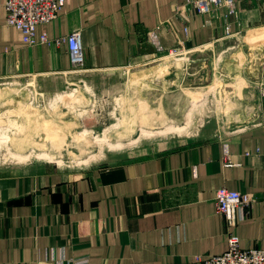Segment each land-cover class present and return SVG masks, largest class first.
<instances>
[{
	"label": "crops",
	"instance_id": "obj_1",
	"mask_svg": "<svg viewBox=\"0 0 264 264\" xmlns=\"http://www.w3.org/2000/svg\"><path fill=\"white\" fill-rule=\"evenodd\" d=\"M5 2L1 77L70 72L67 46L57 40L77 30L86 73L139 64L158 49L207 47L238 30L223 11L192 15L186 0H69L58 20L38 28L37 41L47 33L51 42L30 47L21 31L6 26ZM241 9L244 24L262 19L255 8ZM145 133L135 144L159 140ZM221 188L252 200L232 229L217 213ZM231 232L242 249L264 250L263 125L228 141L197 139L151 155L139 152L76 176L0 174V264H199L226 252Z\"/></svg>",
	"mask_w": 264,
	"mask_h": 264
},
{
	"label": "rangeland",
	"instance_id": "obj_2",
	"mask_svg": "<svg viewBox=\"0 0 264 264\" xmlns=\"http://www.w3.org/2000/svg\"><path fill=\"white\" fill-rule=\"evenodd\" d=\"M245 6L262 19L244 24ZM238 11L237 32L207 47L158 49L145 62L113 71L0 76V174L76 176L139 152L228 141L264 126V0H240ZM163 130L166 138L158 135ZM180 131L184 137L171 136ZM143 132L159 140L135 144ZM101 153L97 164L87 162Z\"/></svg>",
	"mask_w": 264,
	"mask_h": 264
},
{
	"label": "built area",
	"instance_id": "obj_3",
	"mask_svg": "<svg viewBox=\"0 0 264 264\" xmlns=\"http://www.w3.org/2000/svg\"><path fill=\"white\" fill-rule=\"evenodd\" d=\"M69 0H6V26L22 32L23 41L32 47L37 44L50 43L47 33L40 42L37 41V31L40 26L55 22L61 16ZM240 0H186L192 15L217 17L224 12L226 19H239ZM67 46L72 67L83 68L85 64V50L82 43V33L77 30L57 40ZM251 198L247 194L221 188L216 191L215 203L217 213L223 216L232 229L239 224V214L251 206ZM229 247L226 252L218 256L198 260L199 264H264V250L259 248L242 249L240 238L229 234Z\"/></svg>",
	"mask_w": 264,
	"mask_h": 264
},
{
	"label": "bare ground",
	"instance_id": "obj_4",
	"mask_svg": "<svg viewBox=\"0 0 264 264\" xmlns=\"http://www.w3.org/2000/svg\"><path fill=\"white\" fill-rule=\"evenodd\" d=\"M74 101V100H73ZM197 106V105H196ZM196 106H194V107H196ZM44 156L45 157H47V158H49V156L48 155H46V154H44ZM22 159H20V160H24V159H29L30 157H21ZM51 159V158H50Z\"/></svg>",
	"mask_w": 264,
	"mask_h": 264
}]
</instances>
